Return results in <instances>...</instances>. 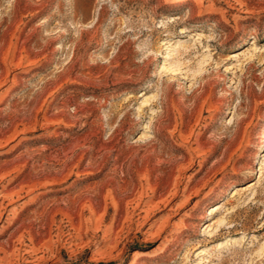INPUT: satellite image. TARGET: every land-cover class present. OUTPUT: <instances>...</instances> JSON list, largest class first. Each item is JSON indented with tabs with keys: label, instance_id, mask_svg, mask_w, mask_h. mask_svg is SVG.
<instances>
[{
	"label": "rangeland",
	"instance_id": "374dc122",
	"mask_svg": "<svg viewBox=\"0 0 264 264\" xmlns=\"http://www.w3.org/2000/svg\"><path fill=\"white\" fill-rule=\"evenodd\" d=\"M1 140L0 264H264V0H0Z\"/></svg>",
	"mask_w": 264,
	"mask_h": 264
},
{
	"label": "bare ground",
	"instance_id": "6f19581e",
	"mask_svg": "<svg viewBox=\"0 0 264 264\" xmlns=\"http://www.w3.org/2000/svg\"><path fill=\"white\" fill-rule=\"evenodd\" d=\"M176 48H177V46H175V48H174L173 50H176ZM173 50H172V51H173ZM172 51H170V53H171ZM170 53H168L167 56L165 55V56H166L165 58H168ZM172 54H173V53H172ZM172 57H173V56H172ZM165 58H164V59H165ZM170 58H171V57H170ZM168 59H169V58H168ZM168 59H167V60H168ZM175 69H176V68H174L173 70L175 71ZM7 139H8V138H7ZM9 140H10V139H9ZM1 142H2V140L0 141V144H1ZM4 143H5V142H4ZM13 192H14V191H13ZM17 192H18V191H17ZM18 194H19V193H15V192L12 193V194H10L8 191H7V192L5 191V192H2V194H1V199H9V201H11L14 197L18 198V197H19ZM12 216H13V215H12ZM14 216H15V215H14ZM14 216H13V217H14ZM224 240H225V239H224ZM227 242H228V240H225V242H224V241L221 242V245H220V246H223V245L227 244ZM206 253H207V252H206V249H205V250H202V251H201V254H200V255H204V254H206ZM201 258H203V257H200V261H201V262H198V263H202V261H204V259H201Z\"/></svg>",
	"mask_w": 264,
	"mask_h": 264
}]
</instances>
